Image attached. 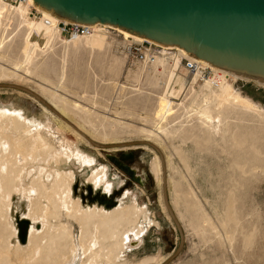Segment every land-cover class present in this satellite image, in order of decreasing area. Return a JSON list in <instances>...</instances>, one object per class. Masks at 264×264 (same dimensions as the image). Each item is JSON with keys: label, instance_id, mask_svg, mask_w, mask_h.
Segmentation results:
<instances>
[{"label": "rangeland", "instance_id": "1", "mask_svg": "<svg viewBox=\"0 0 264 264\" xmlns=\"http://www.w3.org/2000/svg\"><path fill=\"white\" fill-rule=\"evenodd\" d=\"M16 1L10 0L13 4ZM31 12L32 20L40 16L35 10ZM47 20L52 25H57V22H59L50 17H47ZM21 29L16 35L12 36V41L10 40L7 43L6 56L0 58V65L10 68L16 74L0 77V83L21 85L38 94L47 103H52L56 106H59L60 97H65L71 102L77 103L80 106V114L71 113L70 116H67L68 121L72 123L69 124V127L73 126V124L83 125V128L89 132L88 138L92 137L94 143L110 144L111 140L101 139L99 129L92 127L85 121L83 116H85L84 112L86 110L93 113V123H111L116 128H120L121 125L130 126L129 132L109 137H116L119 140L131 142L143 141L147 135L140 131V128L150 125L141 120L145 116L143 108L147 107L148 98L150 102L153 101L154 103L158 99L152 94V96H147L145 93L131 92L126 96L128 99L131 98L130 100L122 99V104H114L115 99H109L110 95L108 93L106 95V92H104L103 98L107 100L102 101L103 98L99 95L104 90L105 79L109 76L108 71H106L109 55L116 54L122 58L123 67L118 79L120 78L119 81L127 86L131 84V81L125 78L127 71H134L142 64V60L131 59L127 56L126 49L130 44L140 45L142 50L156 55L160 53L183 54L186 59L198 64L194 57L184 53L181 49L168 48L167 50H162L161 47L146 41L135 42L130 38H125L123 34L112 28L106 29V41L110 43V47L108 46L104 50L98 47L90 52L82 44L71 46L64 54V56L68 55L64 57V60H66L63 63L61 56L64 45L54 39L51 30L42 32L40 35H37V33L33 34L31 37L24 31V27ZM60 36L63 39H69L70 37V35L63 34ZM180 64L186 70L183 58ZM61 67L63 74H66L63 75V81H65L63 86H55L54 83L58 79ZM27 69H35L37 73L43 70L46 78L52 84L42 80L38 75L29 74L26 71ZM187 72L190 71L186 70ZM212 72L225 79L241 96L248 98L264 110V84L256 79L236 78L216 70H212ZM133 73H130L129 78ZM209 74L210 69L206 67L202 78H207ZM188 75L186 74V76ZM199 77L201 76L196 78L195 89H199L202 84V80ZM138 86L154 94L159 90L157 87L147 86L143 79ZM95 91L97 92L96 99L93 97ZM130 95L133 96L131 97ZM175 97L177 99L181 98L180 92ZM92 98L95 99L94 102H92ZM131 101L133 105L130 103ZM137 102L139 106L136 104ZM165 103L162 113L166 114L163 120L169 122L168 125L170 126L168 128L173 127L174 131L167 138L163 136V141L153 140V143H150L158 148L163 157L167 199L182 232V248L169 261L165 259L178 246L180 233L164 206L162 183L160 185L156 183V179L150 169V163L154 155L159 156L156 150L146 144H134L127 148L116 147L117 149L95 147L86 139L78 138L72 132H69V127L59 117L46 109L33 97L11 88H0V107L8 108L18 119L26 118L28 121L38 124V126L42 125L41 133L45 135V138H48L52 151L57 153L60 160L66 162V166H69L75 175L72 183V196L78 198L82 206H98L97 208H104L110 211L117 207L119 203L130 205V217L134 221H140L148 227L141 245L129 251L127 249L120 251V258H124L131 264L146 257H154V260L145 261L142 264H234L235 210L239 213L238 217L241 220L244 231L253 233L251 238L252 247L248 253H242L243 248H241L240 236L235 242L239 257L238 264H264V126L254 115L240 109L229 110L227 112L229 116L227 125L222 127L218 135L212 136L209 139L210 141L208 140L205 144H202V147H208L207 150H204V148L201 149L202 147L199 148L193 145L194 140L197 139L198 141V137L201 135L198 131V126H194L197 130L195 128L190 130L189 135L196 138L193 141L185 140V142H182L178 138L175 133L179 130V125H184L185 123L183 122L184 116H182L184 112L178 110L179 105L176 100L167 99ZM125 105L130 107V109L126 108ZM169 109L171 111L167 112ZM33 127L28 126L31 133L35 134ZM23 128L20 127L18 130L12 131L14 136H19L17 145L19 148L27 140ZM94 134L97 136L94 137ZM250 145H254L260 150L261 153L258 154L259 162L251 159L253 152ZM196 147L199 150H196ZM179 152L181 155L183 153L188 155L189 172H186L183 163L179 160ZM20 154H23L22 149H20ZM35 158L34 161H29L25 164L27 170L22 181L25 186L29 185V177L34 172H36L34 175H37V171L43 172L46 168L45 161L47 158L45 156L37 153ZM248 158L253 161L254 165L258 166L251 174L245 173L242 175L240 169L234 163L244 164L243 169H246L248 165L244 163V160ZM168 159H171L174 163V169L167 165ZM122 165L133 171V177L123 170ZM51 168H48L44 179L47 176L48 180L51 179L49 178V175H52ZM29 171L32 172L28 175ZM179 174L184 176V178L179 179ZM97 176H104L108 182L112 183L110 192L105 191L103 184L98 186L92 184ZM242 177L249 178L244 186L238 185L241 183ZM160 178L162 182V172ZM186 178L189 180L193 178L192 187L199 193L198 198L203 211L201 216L203 225L207 227V222L210 220L212 224L217 226L216 229H213L214 231H198V233L194 226L189 223L190 212L184 208L181 199H179L181 195L178 192L174 193L172 187L177 182L184 187ZM18 193L23 192L22 189L16 186L9 194L13 197V195ZM9 194H7L6 200H8ZM24 195L27 196L26 193ZM7 208V206L3 208L5 215L8 214ZM8 220L10 222L9 217ZM222 223L226 228L227 234L232 236L230 242L223 237ZM69 228L74 237V243L77 245L79 226L76 222L71 221ZM215 231L218 232L216 235L214 234ZM15 236V234L11 233V240ZM23 241L27 242V237ZM7 264L13 263L8 262ZM101 264H105V262Z\"/></svg>", "mask_w": 264, "mask_h": 264}, {"label": "bare ground", "instance_id": "2", "mask_svg": "<svg viewBox=\"0 0 264 264\" xmlns=\"http://www.w3.org/2000/svg\"><path fill=\"white\" fill-rule=\"evenodd\" d=\"M17 1L15 2L16 4H13L10 0H0V58L6 56L5 50L7 49V43L23 27L28 36L31 37L33 34L37 33V35H40L42 32L51 30L54 39L64 45L61 56L63 63L66 60H64V57L68 55L64 56V54H66L71 46L82 44L90 52L98 47L104 50L110 44L106 41V29L112 28L123 34L125 38H130L135 42L146 41L161 47L162 50H167L168 48L181 49L184 53L194 57L198 61L195 72L188 75L190 72L186 73L187 69L182 68L180 64L181 59L185 58L183 54H154V58L151 61L143 60L142 64L136 70L127 71L125 78L131 81V84L127 86L119 81L120 78L118 79L121 68L123 67L122 58L116 54L109 55L108 61L106 60V71H108L109 76L104 81L106 84L104 90L100 92L99 96L101 98H103L104 92H106V95H110L109 99H115L114 104H122V99L127 100L128 98L126 96L131 92L145 93L147 96L153 95L155 98H158L155 103L153 101L150 102L149 98L147 99V107L143 108L145 110V116L141 120L150 125L140 128V131L144 132L147 136L143 141H134L135 143L127 140H119L116 137H109L111 135L129 132V125H121L120 128H116L111 123H93V113L86 110L84 112L85 116H83L85 121L92 127L99 129L101 139L111 140L110 144L94 143L92 137L88 138L89 132L83 128V125L73 124V126L71 125L69 127V124L72 123L68 121L67 116H70L71 113L80 114V106L77 103L71 102L65 97H60L59 106H56L52 103H47L43 99L51 109L45 105L43 106L59 117L69 127V132H72L78 138L86 139L91 145L98 148L117 149L116 147L127 148L134 144L154 146L150 143L153 140L163 141V136L167 138L174 131L173 127L168 128L170 126L168 125L169 122L163 120L166 113L164 114L162 111L167 99H171V101L176 100L179 105L178 110L184 112L182 116H184L183 122L185 123L184 125H179L180 128L175 134L182 142H185V140L191 142L196 138L195 136L189 135L190 130L195 128L194 126H198V131L201 135L198 137V141L197 139L194 140L193 145L199 148L211 139L212 136L218 135L222 127L227 125L229 118L227 112L229 110L240 109L241 111L254 115L264 126V110L248 98L241 96L225 79L212 72V70H216L230 74L236 78L255 77L256 80L264 84V67H250L241 62L198 56L184 46L167 43L160 38L147 37L137 31L108 22L84 19L43 0ZM32 10L40 14L37 19L32 20ZM47 17L59 22L87 25L91 28V31L87 35L70 36L69 39H63L60 36L58 22L57 25H52L47 20ZM62 67L58 73V79L54 83L55 86H63L64 84L65 80L63 81V75L66 74H63ZM206 67L210 69V74L207 78L199 77L202 80V84L199 89H195L194 84L196 78L197 76H201V69ZM26 71L29 74L38 75L42 80L52 84L46 78L43 70L38 73L35 69H27ZM131 72L134 73L129 78ZM15 74V71L0 65V77ZM142 79L147 86H154L159 90L154 94L145 90L143 87L141 88L138 85H140ZM178 92L181 95L179 99L175 97ZM93 95L96 99L97 92L95 91ZM133 95L130 96L132 97ZM95 99L92 98V102ZM106 100L103 98L102 101ZM136 104L138 105V102ZM126 108L130 109L127 106ZM170 111L171 109L167 112ZM13 116L14 114L8 108L4 106L0 107V264H7L8 262H12L13 264H101L102 262H105V264H131L124 258H120L119 253L122 250L125 251V249L129 251L138 248L142 243L148 227L140 221H134L130 217V205H122L119 203L117 207L110 211L104 208H97L98 206H82L79 199L72 196V183L75 175L72 169L66 166V162L60 160L57 153L52 151L48 138H45V135L41 133L42 125L38 126V124H35L33 121H28L26 118L18 119ZM171 121L173 122V120ZM28 126H34L35 134L31 133ZM20 127H24L23 132L27 138L26 143L21 148L17 146L19 136L12 134V131L18 130ZM195 129L197 130V128ZM93 136L96 137L97 135L94 134ZM232 137L234 138L233 135ZM197 147L196 150H199ZM250 148H252L253 152L251 159L259 162L258 154L261 153L260 150L254 147V145H250ZM20 149H22V155L20 154ZM207 149L208 147L204 148V150ZM180 152L178 153V158L183 163L186 172H189L188 155L184 153L181 155ZM37 153L47 158L45 161L46 168L43 172L36 170L38 174L34 175L36 173L34 172L29 177V185L25 186L22 184L24 174L27 170L25 164L29 161H34ZM251 159L244 160V163L248 165L246 169H243L244 164L239 162L234 163L240 169L242 175L245 173L251 174L258 166L254 165ZM163 162V159L161 161L159 156L154 155L150 163V169L158 185L161 183L166 185ZM173 164L172 160L168 159L167 165L169 167L171 166L172 169H174ZM49 167H52V175H49L51 179L48 180V176L44 179V175ZM31 172L29 171L28 175ZM161 172L162 182L160 178ZM182 178L184 176L179 174V179ZM185 180L184 187L178 182L174 183L172 187L174 193L178 192L181 195L179 199H181L184 208L190 212H188L190 214L188 219L189 223L194 226L196 232L214 231L213 229H216L217 226L212 224L210 220L207 222V227L203 225L201 219L203 211L200 206V199L198 198L199 193L192 187V183L194 182L193 178L192 180L188 178ZM247 180H249L248 177H242L241 183L238 185L244 186ZM92 184H95V186L103 184L106 192H110L112 187V183L108 182L104 176H97ZM16 186L22 189L23 193H18L11 197L9 193ZM7 194H9L8 200H6ZM5 206L8 207L7 215H5L3 209ZM238 214L234 210V264H238L239 258L235 247V242L238 237H241L239 240L241 248H243L242 253H248L252 247L251 238L253 235L251 231H244ZM8 217L10 218V222ZM21 219L28 220L27 242H21L19 240L18 225L22 221ZM71 221L76 222L79 226L77 245L74 243V237L69 228ZM221 227L224 232V239L230 242L232 236L227 234L223 223ZM11 233L16 235L12 240L10 238ZM217 233L216 231L214 232L215 235ZM44 244L46 245L45 247ZM151 260H154V257H146L133 264H142L145 261Z\"/></svg>", "mask_w": 264, "mask_h": 264}, {"label": "water", "instance_id": "3", "mask_svg": "<svg viewBox=\"0 0 264 264\" xmlns=\"http://www.w3.org/2000/svg\"><path fill=\"white\" fill-rule=\"evenodd\" d=\"M43 1L84 19L108 22L147 37L184 46L198 56L264 67V0ZM0 88L19 90L51 109L39 95L21 85L0 83ZM151 147L162 161L160 151L155 146ZM121 167L133 177L130 168ZM162 196L167 212L180 233L178 246L166 259L169 261L182 248V232L169 205L165 184H162ZM27 227V220L19 222L21 241L26 237Z\"/></svg>", "mask_w": 264, "mask_h": 264}, {"label": "built area", "instance_id": "4", "mask_svg": "<svg viewBox=\"0 0 264 264\" xmlns=\"http://www.w3.org/2000/svg\"><path fill=\"white\" fill-rule=\"evenodd\" d=\"M58 28L60 34L70 35V36L87 35L91 31V28L89 26L82 24H75V23L58 22ZM126 52H127V56L131 59L151 61L154 58L153 53L142 50V47L136 44H130L126 49ZM183 59L185 60L186 69L190 71V74L195 72V70L197 69L196 63L189 61L188 59L185 58ZM204 73H205V68L201 69V78L204 76Z\"/></svg>", "mask_w": 264, "mask_h": 264}]
</instances>
